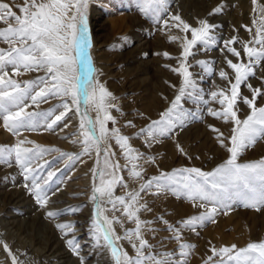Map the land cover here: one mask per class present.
Masks as SVG:
<instances>
[{
	"label": "rangeland",
	"instance_id": "374dc122",
	"mask_svg": "<svg viewBox=\"0 0 264 264\" xmlns=\"http://www.w3.org/2000/svg\"><path fill=\"white\" fill-rule=\"evenodd\" d=\"M131 1L137 4L138 9L130 7L126 11L120 10L114 3V6L111 4L108 6L107 2L101 0H95L89 9L91 55L98 74L97 79L116 98L114 103L120 109V111L111 110V115L117 123L115 125L109 123L108 128L109 130L118 128L121 135L130 138V145L133 149L142 153L145 158L154 160V163H148L146 160L138 162L140 165L138 170L143 171V178L139 181L129 179L127 171L121 172L120 175L124 177L128 188L118 187L115 193L117 197L125 196L128 191L138 190L140 183L159 176L161 172L171 173L173 170L181 168H197L211 172L228 158V152L225 148L220 147V141L216 138L218 133L212 132L210 129H218L219 133L225 137L224 143L230 147L227 141L232 135L233 124L224 123L222 119H215L209 115L210 111L222 110L220 105L212 99L211 94L228 88V81L220 79L221 71H224L232 82L235 80V74L227 67V61L240 62L224 48V43L235 38L238 43L232 47L240 52V60L247 63L243 45L255 35L253 19L258 16V13L254 14L252 0H167L166 9H162L155 16L142 14L139 16L141 23L133 24L128 18L138 14L136 10L141 9L138 0ZM0 3L9 4L17 16L21 15L18 9L24 7V0H0ZM258 4L264 5V0H258ZM217 8H221L220 13L212 15ZM92 15L98 19L94 21ZM172 16H179L194 29L199 27L198 22L200 21H206L211 26H218L212 33L217 37V44L209 51L198 46L193 50L195 55L189 57V71L196 81L198 95L195 98L188 97L181 102L183 109L188 113L186 126L175 129L168 136L161 138L159 142H149L150 146H148L146 145L147 138L141 135V130L146 129L153 121L161 119V114L169 109L182 86V77L172 69H178L181 63L179 57L182 54L181 44L184 34L176 27H164L165 22L172 25L173 21L169 19ZM5 27L7 25L0 23V30ZM113 28L116 31L113 32ZM246 28L253 29L251 35L246 31ZM134 37L139 40L133 41ZM173 37L176 38V42H170ZM188 39H191L190 33ZM100 44L105 45L101 50L98 49ZM7 47L5 43L0 42V49L7 50ZM165 53L174 59H165ZM103 59L108 64L106 70L102 68ZM199 61L210 62L212 71L208 72L199 67ZM7 70L10 77L21 86L40 81L46 75L43 71H29L26 75L11 76L15 69L8 68ZM255 71V78H251L247 83H250L254 89L264 91V65ZM109 80L111 86L108 87L106 82ZM43 86L34 84L32 94L40 91ZM47 86L51 87L50 84ZM241 96L251 99L252 93L246 86H243ZM63 102L61 99L53 97L50 101L40 102L38 106L28 107V112L52 113V115L36 116L33 126L24 129V135L19 137L20 140H30L35 145L41 144V140L48 139L50 145L47 144V147L43 149L56 150L45 153L40 160V163L47 165L41 170V174L45 177L49 171L64 167V164L70 166L64 173L55 171L57 175L46 186L47 207H41L35 197L29 194L30 183L29 188L24 187L28 182L25 181L21 169L14 159L11 163L0 162V264H12L11 257L4 250V245H7L17 258L18 264L63 263L56 259L47 260L55 256L50 255L53 254L59 241L66 246L65 250L68 249L67 252H69L71 260L81 261L83 259L80 256L84 253L79 249V244L82 240L91 243L86 245V248L89 246V249L97 250V256L88 259V262L97 263L101 257L105 256L109 260V264H114L110 249L105 245L103 239L98 243L93 238V231H91L95 208L91 199L93 189L87 194V188L79 192L69 186L72 183L71 175L77 172L80 166L88 171L92 184H94L93 169L99 170L103 167L102 157L99 166L94 152L82 158L85 155H81L80 117L76 115L75 109L68 113L64 120L57 123L52 130L45 127L56 115L63 113L64 109L61 107ZM31 103L30 99L25 102L26 105ZM257 106L264 107V98L257 100ZM237 111L241 120L246 119L250 114V109L242 102L238 104ZM89 115L92 119L96 118L95 112H90ZM129 124L134 127H126ZM70 127H76L75 132L64 136L65 131ZM54 141L59 142L61 147H55ZM16 143L17 136L4 127L3 119L0 118V147L11 148ZM109 144L115 153L114 159L123 168L127 162L119 146L114 140H110ZM76 146L81 148L79 155H73ZM26 147H31V145H26ZM58 153L76 156L77 159L71 161L67 159V156H61L55 163H49L52 157ZM260 159H264V140L258 141L255 147L246 150L239 162L249 163ZM36 167L39 165L37 164ZM158 190L157 187L153 188V192ZM64 191L70 192L68 200L76 204L73 205L72 210L64 214L55 213L54 207L60 204H55L54 198ZM16 194L27 204L28 214L20 213L14 208L13 196ZM141 202L147 204V211L140 214V219L151 221L152 223L148 227L154 229V231L143 233L144 239L153 247L152 254H175L177 252L178 243L174 239V233L167 230L168 225L181 231L182 243L193 246L188 257V264H206V261L212 257L210 249L213 247L219 250L222 247L235 245L238 249H242L249 243L264 241V212L245 208L239 200L233 202L229 209L231 214L218 213L213 221L206 222L203 227L195 231L180 229V224L203 213L204 209L199 204L193 207L186 198H178L174 195L172 190L161 191L159 195L142 194ZM101 207L107 209L110 206L102 203ZM48 213H53L54 216L50 217ZM104 215L109 219L119 218L123 222V227L114 225L117 236L123 237L126 230L135 227L134 223H128L121 212L105 211ZM67 220L83 221L82 224L89 228L86 231L89 233L86 234V237L82 236L76 239L73 238V234L77 233L76 230L65 236L58 226L61 224L71 225L72 222ZM161 221H166L167 224ZM20 222L26 224H23L22 228L17 227ZM84 226L77 223L76 227L70 229L83 228ZM70 238L75 242L74 247L79 249L78 254H75L67 246ZM119 246L127 251L129 256H135L127 240H120ZM212 264H219L218 258L213 259Z\"/></svg>",
	"mask_w": 264,
	"mask_h": 264
},
{
	"label": "snow or ice",
	"instance_id": "6c2138e0",
	"mask_svg": "<svg viewBox=\"0 0 264 264\" xmlns=\"http://www.w3.org/2000/svg\"><path fill=\"white\" fill-rule=\"evenodd\" d=\"M93 3L95 0H24V7L18 9L21 13L19 16L15 15L9 4L0 3V23L7 25L0 30V42L8 46L7 50L0 49V118L3 119L4 127L17 136L14 147H0V162L11 163L14 159L28 182L24 187L29 188L30 183L29 194L35 197L41 207H47L48 197L45 189L57 173L49 171L46 177L42 175L41 170L47 165L40 163V160L45 153L56 150L43 149L32 141L20 140L19 137L24 135V129L33 126L36 116L52 115L28 112V107L38 106L40 102L50 101L53 97L61 99L64 101L61 105L63 113L56 115L45 127L52 130L75 109L76 115L80 117L81 155H91L94 152L98 166L101 157L103 159V167L99 170L93 169V238L98 243L103 239L110 249L114 264H188L193 246L182 243L181 231L171 225L167 226V230L174 233V239L178 243L177 252L152 254L153 247L144 239L143 233L154 229L148 227L151 221L140 219V214L147 211V204L141 202L142 194L159 195L161 191L172 190L174 195L186 198L193 207L199 204L204 209L203 213L180 224V229L186 231L203 227L206 222L213 221L218 213L231 214L229 209L236 200L245 208L264 212V159L249 163L239 162L246 150L264 140V107L257 106V100L264 98V91L254 89L247 83L251 78H255V70L264 65V5H259L258 0H252L254 14L258 13V16L253 19L255 35L243 45L248 62L240 60V52L232 47L238 43L235 38L225 42L224 48L240 62L227 61V67L235 74V80L232 82L227 74L221 71L220 79L228 81V88L211 94L222 110L210 111L209 115L222 119L224 123L233 124L232 135L227 141L230 147L224 143L225 137L218 129H210L218 133L216 138L220 141V147L228 152V158L211 172L197 168H181L171 173L161 172L159 176L140 183L138 190L128 191L125 196L117 197L115 193L118 187L128 188L120 173L127 171L129 179L139 181L143 178V171L138 170V162L146 160L148 163H154V160L145 158L142 153L133 149L130 138L121 135L118 128H108L109 123H117L111 115V110L120 109L114 103L116 98L97 79L98 74L91 55L92 38L89 29V9ZM138 3L145 16H155L167 7V0H138ZM220 11L221 8H217L212 15L219 14ZM169 19L173 21L172 25L165 22L164 27H176L184 34L182 54L179 57L181 63L178 69H172L182 77V86L169 109L161 114V119L153 121L146 129L141 130V135L147 138L148 146L149 142H159L175 129L186 126L188 113L183 109L181 102L198 95L196 81L189 71V57L195 55L193 50L198 46L209 51L217 44V37L212 33L218 26L200 21L199 27L194 29L179 16ZM246 31L251 35L253 29L246 28ZM189 33L191 39H188ZM170 42H176V38L173 37ZM164 58L174 59L167 53ZM198 66L208 72L212 71L210 62L199 61ZM8 68L15 69L11 76L26 75L29 71H43L46 75L40 81L21 86L10 77ZM34 84L44 86L33 95ZM49 84L51 87L47 86ZM243 86L252 93L251 99L241 96ZM29 99L32 103L26 105L25 102ZM240 102L250 109V114L244 120L239 118L237 111ZM90 112L96 113L95 119L89 115ZM126 127L134 125L129 124ZM110 140H114L119 146L127 162L123 168L114 159L115 153L109 144ZM61 155L67 156L71 161L77 159L69 154ZM37 164L39 167H36ZM154 187L159 190L153 192ZM102 203L110 207L104 209L101 207ZM105 211L121 212L128 223H134V229L126 230L123 237L117 236L114 225L123 227V222L119 218L109 219L104 215ZM48 215L54 216L53 213ZM161 222L167 224L166 221ZM73 227L58 226L65 236L69 235L68 229ZM122 239L131 245L134 257L129 256L127 251L119 246ZM67 243L75 254L79 253L73 240H68ZM4 250L11 257L12 264H18L17 258L7 245H4ZM210 251L212 257L206 264H212L216 258L219 264H264V241L249 243L242 249L233 245L219 250L213 247Z\"/></svg>",
	"mask_w": 264,
	"mask_h": 264
},
{
	"label": "bare ground",
	"instance_id": "6f19581e",
	"mask_svg": "<svg viewBox=\"0 0 264 264\" xmlns=\"http://www.w3.org/2000/svg\"><path fill=\"white\" fill-rule=\"evenodd\" d=\"M97 1V0H96ZM101 1H104V2H107L108 3V6H109V4H111L112 6H114V4L116 5V7H118V9H120V10H128L130 7L131 8H135V9H138V6H137V4L136 3H134L133 1H131V0H113V2H112V0H101ZM106 3V4H107ZM114 3V4H113ZM139 5V4H138ZM117 9V8H116ZM136 12L138 13V14H136V15H133V16H130L128 19L133 23V24H136V23H138V22H140L141 23V21H139L140 19H139V16H141L143 13L141 12V10H136ZM144 15V14H143ZM97 16H99V15H97ZM92 17H93V20L95 21L96 19H98L96 16H94V15H92ZM221 20V19H220ZM97 25H96V23H95V27H96ZM114 31H116V29H114L113 28V32ZM133 41H136V40H139L137 37L135 38H133L132 39ZM105 47V45L103 44V45H99V50H101V49H103ZM95 54H96V52H95ZM106 61H105V59H103V61L101 62V64L103 65L102 66V68L104 69V70H106L107 68V65L108 64H106L105 63ZM98 64H100V63H98ZM100 67V66H99ZM38 76H40V75H38ZM34 77V76H33ZM109 78H111V77H109ZM106 84H107V86L109 87V85L111 86V81L109 80L108 82H106ZM28 110V109H27ZM32 110V109H31ZM34 113V112H33ZM36 113V112H35ZM75 128L76 127H70L69 129H67L66 131H65V134H64V136H66L67 134H70V133H73V132H75ZM69 136V135H68ZM25 138H27V137H25ZM7 139V138H6ZM48 140V139H47ZM47 140H41V144H38L37 143V145H39V146H41V148H46L47 147V144L48 145H50L49 143H48V141ZM53 144H54V146L55 147H58V148H60L61 147V144L59 143V142H57V141H54L53 142ZM53 146V147H54ZM62 147H63V145H62ZM62 149V148H61ZM81 148H80V146H76L75 147V153H73V155L74 154H78L81 150H80ZM74 152V151H73ZM80 154V153H79ZM78 154V155H79ZM55 155V154H54ZM62 155H61V153H58V154H56L54 157H52V159L50 160V162L51 163H55L60 157H61ZM84 157H86V155L85 156H82V158H84ZM47 163V162H46ZM65 166L64 167H60L59 169H57V170H55L56 172H60V173H64L65 172V170H66V168L67 167H70L69 165H66V164H64ZM5 174V173H4ZM78 178V179H77ZM77 179V180H76ZM70 180L72 181V183L69 185L70 187H72L74 190H79V192H81L83 189H86L87 188V194L88 193H90L91 192V190L93 189V184H92V181H91V179H90V174L88 173V171L84 168V167H82V166H80V168H79V170L77 171V172H75V173H73L72 175H71V178H70ZM69 181V180H68ZM71 190V189H70ZM76 192V191H75ZM84 192H85V190H84ZM70 193V192H69ZM69 193H68V191H64V193H60L57 197H53L54 198V203L55 204H60L59 206H57V207H54V211H55V213H66L67 211H69V210H72L73 209V205H75L76 203H73V201H70V200H68V196H70L69 195ZM21 196V195H20ZM89 196V195H88ZM13 200H14V208L18 211V212H20V213H26V214H28L29 213V210L26 208L27 207V204L26 203H24L23 202V199H20V197H18V195L16 194L15 196H13ZM81 201V200H80ZM53 202V201H52ZM71 203V204H70ZM72 208V209H71ZM8 209V208H7ZM89 216H90V214H89ZM16 220V219H15ZM68 222H72V224L71 225H73V226H75L76 227V225H77V223H79L81 226H84V224H82L83 223V221H81V220H67ZM61 222V221H60ZM74 222H77L76 224L74 223ZM85 223V222H84ZM23 224L25 225L26 223H19V224H17V227L19 226L20 228H22L23 227ZM61 225H67V224H61ZM70 225V224H69ZM87 225V224H86ZM43 227V226H42ZM43 228H45L46 229V227H43ZM89 228L88 227H83V228H78V229H76V228H74V229H68V232H71V231H76L77 233L74 235L73 234V238H78V237H82V236H85L86 237V234H88L89 232H86L87 230H88ZM50 230V229H49ZM92 231V230H91ZM72 233V232H71ZM44 234V233H43ZM60 234V233H59ZM62 234H64L63 232H62ZM91 234V233H90ZM89 234V235H90ZM88 237V236H87ZM53 238V237H52ZM89 239H91V238H89ZM89 239H87V240H89ZM70 240H71V238H70ZM93 240V239H92ZM60 242V241H59ZM57 243L56 244V247H55V249H54V252H53V254L51 253V255L50 256H54L53 258L52 257H50V258H48L47 260H49V261H51V260H60V261H63V263H60V264H109L110 262H109V260H107L106 259V257L104 256V257H101L100 258V261H97V263H95V262H88V259H93L95 256H97L96 254V252H97V250H91V249H89L88 247L86 248L85 246L86 245H88V244H91V243H87V242H85V241H83L82 240V242L79 244V249L81 250V252L82 253H84V254H82L80 257L83 259V260H81V261H74V260H71L70 259V254H69V252H67V250H65L64 248L66 247L65 245H63V243ZM95 243V242H94ZM92 245H94V244H92ZM68 246V245H67ZM97 247V246H96ZM91 248V247H90ZM97 249V248H96ZM99 250V249H98ZM99 252H100V250H99ZM42 256V255H41ZM45 257V256H44ZM97 259V258H96ZM96 261V260H95Z\"/></svg>",
	"mask_w": 264,
	"mask_h": 264
}]
</instances>
